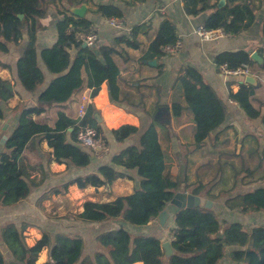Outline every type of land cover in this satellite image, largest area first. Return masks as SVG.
Masks as SVG:
<instances>
[{"label": "trees", "instance_id": "1", "mask_svg": "<svg viewBox=\"0 0 264 264\" xmlns=\"http://www.w3.org/2000/svg\"><path fill=\"white\" fill-rule=\"evenodd\" d=\"M71 1H68L69 5ZM183 1L188 15L198 16L209 12L203 25L212 29L222 28L228 36H237L250 29L260 10L252 0H226L222 7L219 5L220 0L215 3L213 0ZM55 2L0 0V55L9 53V45L18 47L27 38L28 45L18 59L17 68L21 85L30 92L37 91L46 83L45 72L39 63L37 40L46 29L42 21ZM144 2L146 0H131L129 4ZM57 12L62 16L57 23L58 40L53 46L41 51V59L53 77L38 95L34 106L27 103L20 105V120L0 155V205H17L31 195L32 188L20 165V159L33 141H47L58 163L68 161L79 171L88 168L95 159L94 154L75 140L78 129L88 125L97 130L99 138L107 145L110 142L107 133L115 142L131 138L134 142L115 153L110 149L107 157L113 155L112 165L100 166L96 172L82 173L73 179H62L46 191L39 202L49 200L54 195L67 194L71 186L84 191L89 187H112L119 179H136L138 185L133 193L120 195L107 202L88 200L83 204L84 209L77 215V219L87 224L122 220L140 229L158 220L178 193H189L202 199V191L209 186L202 182L189 184L187 178L182 176L172 179L166 173V156L159 141L155 120L148 122L142 116L140 128L127 124L115 129L117 121L108 119L109 127L114 129L106 130L97 122L95 115L98 111L93 103L87 106L83 118H73L62 109L75 101L85 89H90V98L94 99L105 82L110 101L116 105L123 103L119 85L121 72L114 56L119 52L117 46L120 44L133 49L141 47L138 34L143 26L133 28L129 36L116 38L113 45H100L98 42L94 48H85L76 41V32H93L94 22L86 15L80 18L68 8ZM94 13L106 19H123L125 16L117 4H98ZM260 32L264 38V18ZM178 40L177 26L165 19L144 58L161 60L166 55V47ZM215 62L218 67L227 64L229 68L237 69L244 64L253 65L255 61L249 51L237 50L219 53ZM0 67L11 70L1 59ZM177 81L183 85L187 106L172 104L173 116H180L184 110L194 115L195 142L201 145L224 124L228 102L194 67L182 68ZM10 85L9 79L0 76V103H8L14 97ZM255 89L254 85L243 84L237 93L231 92L229 95L231 100L242 103L246 116L252 120L261 117V112L251 103ZM98 101L104 103L105 95L101 94ZM54 108L60 109L54 126H51L40 118L49 115ZM168 108L161 106L163 115ZM4 118V110L0 107V126ZM126 171L132 172L134 177ZM229 194L231 196L226 200V206L230 210L239 208L245 214L264 211V186L240 192L233 188ZM172 223L175 229L171 244L175 254L171 258L166 256L159 236L153 233L133 234L121 225L97 237L98 245L107 253L99 251L92 259L85 258V240L80 235L60 232L53 236L43 231L36 244L29 246L25 236L29 225L23 223L19 228L15 223H9L1 229V238L9 256L0 248V264H36L45 248L48 249V260L44 264H223L229 247L237 248L229 255L236 263L264 264V227L258 226L248 231L240 222L221 220L211 207L203 204L179 209Z\"/></svg>", "mask_w": 264, "mask_h": 264}, {"label": "crops", "instance_id": "2", "mask_svg": "<svg viewBox=\"0 0 264 264\" xmlns=\"http://www.w3.org/2000/svg\"><path fill=\"white\" fill-rule=\"evenodd\" d=\"M215 1L213 0V3ZM71 2L70 5L65 4L69 11L71 8H78L83 4L87 5L86 3L91 5V9L87 7L86 17L94 22L93 30L99 36L100 45H113L116 38L129 36L133 28L143 27L138 34L141 47L133 49L125 44H120L117 46L119 52L114 56L121 72L119 85L123 103L116 105L110 101L108 85L105 82L94 99L90 98V89H85L75 101L62 109L69 116L79 118L81 105L93 103L96 110L101 113L106 126L111 130L127 124L140 128L142 116L148 122L155 120L159 141L165 156L163 141L173 145L177 144V147L174 148L175 151L180 150L181 145H193L192 151L200 160L198 166L197 164L194 165L195 176L189 179L186 172L182 175L178 174V176L187 178L189 184L202 182L209 186L202 191L204 194L202 197L203 205L206 206L211 203V208L221 220L240 222L248 231L258 226L264 227V211L245 214L239 208L230 210L226 206V200L231 196L229 193L233 188L240 192L264 186V38L260 32L264 18V0H252L254 5L260 7V10L255 24L250 29L237 36H226L216 41L203 40L195 33L196 29L204 24L209 12H203L198 16L188 15L185 12L183 0H146V2L137 5H130L131 0H111L109 3L103 0H72ZM98 4H117L125 14L123 17L124 29H115L108 24L106 18L96 15L94 11ZM61 17L56 9H51L42 21L46 29L39 35L37 47L40 54L39 63L45 72L46 83L37 91H27L18 79L17 62L28 45L27 38L18 47L9 45V54L0 55L2 62L11 68V70L1 68L0 76L10 80V75L13 74L15 79V81L12 79L10 85L14 97L8 103H0L5 115L0 126V155L20 120L21 111L17 109L18 105L27 103L34 106L37 103L38 95L53 77L41 59V51L57 42V23ZM165 19L171 20L177 26L182 47L174 53L166 52L161 60H146L144 56ZM237 50L249 51L251 56L255 55L258 61L249 66V72L246 76L226 78L217 66L215 57L221 52ZM73 52L75 53V51ZM186 67H194L199 70L204 75L205 80L228 102V114L224 124L220 129L213 131L201 145H197L195 142L196 128L192 127L194 115L188 110H184L178 117L173 116L172 113V104L174 103L187 106L183 85L177 81L179 71ZM247 76H253L256 80V85H254L256 89L251 97V103L255 109L261 112V117L253 120L246 116L241 102L229 98L230 93H237L241 85H248L245 83ZM101 94H104L106 99L102 104L98 101ZM161 106H169L164 115ZM59 109L54 108L49 115H43L40 119L54 126ZM10 112L12 113L11 117H9ZM146 113L149 115L145 116ZM34 118L38 119L37 117ZM108 119L117 121V127H109ZM5 138L7 139L3 143L2 140ZM68 140L71 141L70 138ZM133 142L134 139L132 138L124 142H117V146L121 145V149L118 151L132 145ZM52 152L53 150L47 141L39 142L36 140L28 145L22 155L20 165L25 171L26 179L34 183L33 187L44 185L41 188H47L59 184L61 180H49L50 176L65 173L69 165L72 167L68 161L56 162ZM167 162L166 158V164ZM126 173L134 177L132 172L126 171ZM48 180L49 182L46 183ZM119 180H121L120 186L130 187L129 183L132 179ZM30 185L32 188L31 182ZM132 185L133 189L125 194L133 193L138 185V180L135 179ZM70 188L77 192L83 191L77 186ZM90 188L93 187L87 189ZM37 197L38 194L32 191L31 195L23 201L24 203L5 207L0 205V248L6 256L8 250L1 238V229L6 224L15 223L19 228L23 223L28 224L27 230L32 231L31 236H35L32 242H27L29 246H34L41 238L33 227L36 226L35 220L28 216L31 212H27L25 209V205L32 204ZM172 225L175 228L173 223ZM25 236H27V232H25ZM236 249V247H229L223 264H241L232 261L229 257L230 253ZM47 253V249H44L36 264L46 263L48 260ZM135 264L144 263L137 262Z\"/></svg>", "mask_w": 264, "mask_h": 264}, {"label": "rangeland", "instance_id": "3", "mask_svg": "<svg viewBox=\"0 0 264 264\" xmlns=\"http://www.w3.org/2000/svg\"><path fill=\"white\" fill-rule=\"evenodd\" d=\"M104 2H111V0H103ZM98 2V1H97ZM65 4H68V0H56L54 6L52 9L60 10V9H66L64 8ZM87 7L91 9V5L86 3ZM81 5V4H78ZM95 5V4H94ZM80 6H78L79 8ZM88 10V9H87ZM87 13V12H86ZM255 24V23H254ZM253 24V25H254ZM12 45V44H11ZM9 54V53H7ZM6 55V54H5ZM1 56H4L1 54ZM1 69V67H0ZM12 79L15 81L13 74L10 75V81ZM17 109L21 110L20 105H18ZM12 113H9V117H11ZM5 119V118H4ZM102 127L106 130H111L108 128L105 124V121L102 122ZM192 127L196 128V123L193 120L192 121ZM108 139H109V147L111 150L113 149V152H117L119 149H121V145L117 146V142H115L112 138V136L107 133ZM110 136V137H109ZM177 147L176 145H173L169 142L163 141V148L166 152V158H167V169L166 173L170 175L172 179H177L178 174L182 175L183 173H187L189 179L194 178V165L200 162L199 158L195 156L193 149V145L187 144V145H181L180 150L175 151L174 148ZM101 153V152H100ZM112 156L108 158L107 156L100 157L98 155H94L93 162L90 165V167L86 168L83 171L76 170L72 167H68L65 173H58L57 175L50 176L49 180H62L64 178L67 179H73L76 176L86 173L90 171H98L100 166L103 165H112ZM108 160H107V158ZM259 162V160H258ZM263 164V162H262ZM89 170V171H88ZM192 177V178H191ZM46 181V183L49 182ZM32 184V191L33 193H37L38 197L36 198V201H34L32 204H26L25 209L27 212H31L29 214L30 219L35 220V227L37 234L39 236H42L43 231H48L53 236L60 232H66L71 233L75 235H80L85 240V258H94L95 254L99 251L103 250V247L98 245L97 237L101 235L102 233H106L111 230H115L119 228L121 225H124L126 229H129L133 234L136 233H153L157 236H159L162 239V242L165 241H172L174 236V227L172 225V219L174 218L176 212L179 207L169 204L165 212H167V217L165 219L164 225L161 224L160 219L152 221L148 227L135 229L138 226L131 225L129 223H125L122 220H111V221H105L102 223L97 224H87L84 222H81L79 219H77V215L83 211V204L88 201H97V202H107L112 201L117 198V196H120V194H125L127 191H131L133 189V182L134 180L129 183L130 187H125L124 185H119L121 183V180L116 181L112 187H101V188H90L84 191H74L73 189H69V192L64 195H58L53 196L49 200H44L42 202H39V198L43 196V194L48 191L50 187H44L41 188L39 185H36V187H33V184L31 180H29ZM38 181V180H37ZM125 181V180H122ZM45 184V182H44ZM135 190V189H134ZM133 191V190H132ZM23 202V201H22ZM24 203V202H23ZM170 212V213H169ZM27 236H26V242H32L34 240V235L31 236L30 230H27ZM37 237V236H36ZM47 249V248H45ZM48 251V249H47ZM107 253V250H103V252ZM7 256H9V253H7ZM48 256V253H47ZM37 263V262H36Z\"/></svg>", "mask_w": 264, "mask_h": 264}, {"label": "built area", "instance_id": "4", "mask_svg": "<svg viewBox=\"0 0 264 264\" xmlns=\"http://www.w3.org/2000/svg\"><path fill=\"white\" fill-rule=\"evenodd\" d=\"M107 22L115 29L123 30L125 27L124 20L116 17L108 18ZM195 33L201 39L206 41H216L228 36L222 28L212 29L206 28L204 25L199 26ZM76 41L81 43L83 46L86 45L87 47L94 48L99 42V36L95 31L90 33L76 32ZM181 47L182 43L178 40L175 44L167 46L165 50L168 53H174ZM219 69L226 78H239L248 74L249 65L244 64L237 69H231L227 64H222L219 66ZM87 106L88 105L85 103L81 105L79 118H83L85 116ZM75 140L78 145L90 150L94 155H98L99 158L107 156L110 153L111 148L105 143V141L99 138L97 130L92 126L88 125L80 127L76 133Z\"/></svg>", "mask_w": 264, "mask_h": 264}, {"label": "water", "instance_id": "5", "mask_svg": "<svg viewBox=\"0 0 264 264\" xmlns=\"http://www.w3.org/2000/svg\"><path fill=\"white\" fill-rule=\"evenodd\" d=\"M219 3H220L219 5L222 7L225 5L226 0H220ZM70 11L72 13H74L75 15L79 16L80 18H82L86 15L87 5L83 4L79 8H71ZM20 17L23 18V16H20ZM84 47L87 48L86 45H84ZM251 58L254 61H258V59L256 58L255 55L251 56ZM245 83L248 85H256V80L253 76H247L245 78ZM10 89H11V87H10ZM95 117L97 119V122L99 124H102L103 118H102L101 113L99 111L96 113ZM6 139L7 138L3 139L2 142L4 143L6 141ZM171 204L179 207L180 209H184V208L194 207L196 205L202 204V199L198 196H194V195H191L189 193H178V194H176L174 199L171 201ZM206 207H211V203H208L206 205ZM167 215L168 214L165 211L160 214L159 219L161 221V224L164 225V222H165ZM171 242L172 241H165L162 243V248H163V250H164V252L168 258H171L175 254V250L172 247Z\"/></svg>", "mask_w": 264, "mask_h": 264}]
</instances>
